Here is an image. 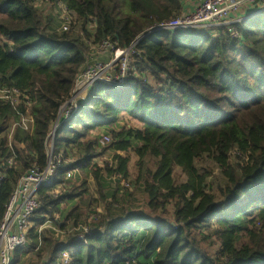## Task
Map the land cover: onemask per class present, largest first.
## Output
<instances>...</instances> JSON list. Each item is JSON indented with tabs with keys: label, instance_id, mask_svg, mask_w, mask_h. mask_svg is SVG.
Returning <instances> with one entry per match:
<instances>
[{
	"label": "trees",
	"instance_id": "1",
	"mask_svg": "<svg viewBox=\"0 0 264 264\" xmlns=\"http://www.w3.org/2000/svg\"><path fill=\"white\" fill-rule=\"evenodd\" d=\"M56 1L77 16L67 32L52 27L54 16H44L37 0H0V87L22 91L34 120L29 131L15 126L25 102L0 100V220L20 178L47 165L48 137L89 44L109 39L126 48L139 40L138 55L123 87L96 82L57 129L53 161L62 162L54 183L38 192L42 207L26 248L38 263L20 249L12 264H59L65 250L72 264H264V12L238 24L237 38L193 29L143 37L184 13L185 0ZM123 114L143 128H121ZM102 157L112 165L97 164ZM204 159L221 170V199L209 189L213 171L199 167ZM175 167L184 182H176ZM99 202L103 212L90 207ZM92 214L99 217L85 244L76 231L63 242L52 229L39 232L47 221L78 228Z\"/></svg>",
	"mask_w": 264,
	"mask_h": 264
},
{
	"label": "built area",
	"instance_id": "2",
	"mask_svg": "<svg viewBox=\"0 0 264 264\" xmlns=\"http://www.w3.org/2000/svg\"><path fill=\"white\" fill-rule=\"evenodd\" d=\"M47 2L56 10L57 16L62 20L59 31L67 32L73 24H76L77 16L74 12L61 4L52 0H37L36 5L43 7ZM57 6V7H56ZM264 12V0H197L192 10H187L178 17L155 25L147 33L160 30H186L193 29L204 33H210L213 38H219L221 32H228L234 38L238 37L237 25L242 24L249 18ZM139 40L134 41L130 46L122 48L115 42L105 39L97 44L90 43L88 59L83 70L76 78L75 89L71 97L60 107L59 117L49 135L50 149L48 162L45 167L38 165L31 166L20 178L18 186L5 205L4 214L0 220V264H12L14 254L17 250L26 249L28 246L29 230L32 228V218L42 207V198L39 196L41 187H48L54 183L57 167L61 160L53 161V142L55 134L62 122L69 120L79 109L80 101L88 96L89 89L96 82H104L113 87H123L134 72L133 59L138 55L136 45ZM0 100L10 103L16 107L25 102L28 108L26 114L21 115L18 126L25 131L31 130L34 120L29 113L32 103L22 91L16 88L0 87ZM60 118H63L62 121ZM15 126L11 133L14 132ZM112 138L108 135L103 137L102 143L109 144ZM105 158V157H102ZM96 162L100 166L101 159ZM109 165H112L111 160ZM12 160H10V163ZM70 162V159H67ZM106 162V163H107ZM68 179L72 177V172L67 173ZM120 177V176H118ZM118 177H114L117 179ZM3 175L1 179H3ZM123 186L129 185L122 181ZM98 214L88 217L87 223L78 228L61 230L54 227L50 221L39 228L42 232L44 228L52 229L58 237H66L78 232L77 241L85 244L87 238L92 234L91 224L97 220ZM61 242H63L60 239ZM73 255L65 250L59 258V264H72Z\"/></svg>",
	"mask_w": 264,
	"mask_h": 264
},
{
	"label": "rangeland",
	"instance_id": "3",
	"mask_svg": "<svg viewBox=\"0 0 264 264\" xmlns=\"http://www.w3.org/2000/svg\"><path fill=\"white\" fill-rule=\"evenodd\" d=\"M43 4H44L43 5L44 16L54 15V17H51V19H53V23L54 24L58 23V27H59V25H62V20H60L58 18L57 14L52 10L53 6L50 5L49 3L47 4V2H44ZM55 27H57V25ZM119 125L121 126V128H123V127H125V128H136L137 126H140L139 121L133 119L132 117H130L129 115H126V114H123L121 116L120 121H119ZM105 146H107V145H105ZM109 155H113V154H109ZM106 158L107 157L101 159L102 165L107 162ZM132 158H137L136 154L132 153ZM234 160H235V158L232 156V158H231L232 164H233ZM147 167L154 169L152 162H149ZM199 167L200 168H208V169H211L213 171V173H214L213 176H211L208 179L209 189L213 194L217 195L218 198L221 199L220 187L224 188V186H225L224 182L225 181H224V178L222 177L220 168L218 166H216L210 159H204L202 162H200ZM130 173H131L132 178H134V179L139 175V168L137 166V161L130 164ZM173 174H174V178H175L177 183L184 182L186 179L185 175L182 173L181 169L178 167H175ZM89 186H90V190H91V192H93L94 196L98 197L93 181H91ZM139 197H140V195H139ZM140 199L142 200L141 197H140ZM103 205H104V203L99 202V203H93L92 206L90 205V207H92V209L93 208L98 209L99 207H103ZM79 206L81 207L82 210H84V214H86L87 205L85 207V205L81 202V204ZM71 207H72L71 204H66V205H64L63 209L67 213L71 209ZM143 210H145V213L148 212V211H146V208H143L141 211H143ZM166 216L169 218L168 215H166ZM60 239L62 241H67V236L66 237L64 236L63 238L60 237ZM22 251L24 253H26V252L28 253V254L27 253L25 254L24 260L28 261L29 263H38L35 252L27 250V249H24Z\"/></svg>",
	"mask_w": 264,
	"mask_h": 264
},
{
	"label": "crops",
	"instance_id": "4",
	"mask_svg": "<svg viewBox=\"0 0 264 264\" xmlns=\"http://www.w3.org/2000/svg\"><path fill=\"white\" fill-rule=\"evenodd\" d=\"M197 2V0H185V4H184V11H187V10H192L193 9V6L194 4ZM52 10L56 13V10L52 8ZM57 14V13H56ZM49 16V15H48ZM54 16V15H53ZM57 25V27H55ZM52 27L53 28H56L58 29V23L57 24H54L52 23ZM127 115V114H126ZM140 126H137L136 128L134 129H142L143 128V124L141 122H139ZM131 157H132V153H131ZM137 157V156H136ZM135 161H138V157L137 158H132V161L131 163L135 162ZM91 181H93L92 179H90V183ZM96 195V194H95ZM97 197V196H95ZM101 208V207H100ZM99 208V209H100ZM101 212H103V207L101 209Z\"/></svg>",
	"mask_w": 264,
	"mask_h": 264
},
{
	"label": "water",
	"instance_id": "5",
	"mask_svg": "<svg viewBox=\"0 0 264 264\" xmlns=\"http://www.w3.org/2000/svg\"><path fill=\"white\" fill-rule=\"evenodd\" d=\"M149 34H150V33H146V34L143 35V37H146V36H148Z\"/></svg>",
	"mask_w": 264,
	"mask_h": 264
}]
</instances>
